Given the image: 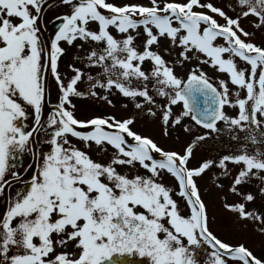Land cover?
Wrapping results in <instances>:
<instances>
[{
	"label": "snow or ice",
	"instance_id": "6c2138e0",
	"mask_svg": "<svg viewBox=\"0 0 264 264\" xmlns=\"http://www.w3.org/2000/svg\"><path fill=\"white\" fill-rule=\"evenodd\" d=\"M0 264H264V0H0Z\"/></svg>",
	"mask_w": 264,
	"mask_h": 264
},
{
	"label": "rangeland",
	"instance_id": "374dc122",
	"mask_svg": "<svg viewBox=\"0 0 264 264\" xmlns=\"http://www.w3.org/2000/svg\"><path fill=\"white\" fill-rule=\"evenodd\" d=\"M52 13L49 12L47 19L51 21ZM251 19V17H250ZM246 27H249L251 30V26L248 24L247 21L244 22ZM260 32L257 31L256 38L259 39ZM68 60V57L65 56L61 60V68L63 70L65 61ZM205 69L209 72L210 75L214 74V69L209 68L207 65L204 66ZM129 109H124L120 106L119 98H117V105L115 108L107 105L104 101L97 102L94 99H82L77 102V113L79 115H85L89 112H104V111H111L115 112L116 114L120 115ZM139 126L142 130L145 131H151L154 128L153 122L144 119L142 121L138 122ZM185 139L184 136H181L180 140H177L175 138V135L172 137H168L162 140L163 143L166 145H174L179 147L180 143ZM212 148L206 146L203 151L198 150L197 155H202L204 151H211ZM216 189H212L206 194V199L210 201L212 204V207L210 208V212L215 214V220L213 221V228H215L220 234L224 235L228 239H237L239 238V234L241 232V228L238 225H235L231 222V214L227 212H223L220 209L219 200L216 196ZM249 234H251V226L249 225L248 229ZM253 236V239L255 243L259 246L260 245V238L258 236H255L254 234H251ZM135 259H143L140 257H135Z\"/></svg>",
	"mask_w": 264,
	"mask_h": 264
},
{
	"label": "water",
	"instance_id": "95a60500",
	"mask_svg": "<svg viewBox=\"0 0 264 264\" xmlns=\"http://www.w3.org/2000/svg\"><path fill=\"white\" fill-rule=\"evenodd\" d=\"M55 26V22H53V27Z\"/></svg>",
	"mask_w": 264,
	"mask_h": 264
}]
</instances>
